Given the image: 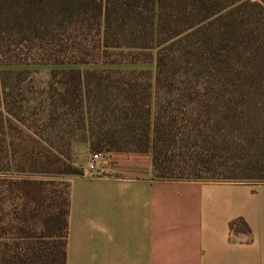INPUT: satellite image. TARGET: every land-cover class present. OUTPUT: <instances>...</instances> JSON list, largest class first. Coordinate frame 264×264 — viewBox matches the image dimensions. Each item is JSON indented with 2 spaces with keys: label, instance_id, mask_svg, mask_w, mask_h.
<instances>
[{
  "label": "trees",
  "instance_id": "1",
  "mask_svg": "<svg viewBox=\"0 0 264 264\" xmlns=\"http://www.w3.org/2000/svg\"><path fill=\"white\" fill-rule=\"evenodd\" d=\"M82 142L264 180V0H0V264H66Z\"/></svg>",
  "mask_w": 264,
  "mask_h": 264
},
{
  "label": "crops",
  "instance_id": "2",
  "mask_svg": "<svg viewBox=\"0 0 264 264\" xmlns=\"http://www.w3.org/2000/svg\"><path fill=\"white\" fill-rule=\"evenodd\" d=\"M70 179L66 264H264V182L155 176L151 155L106 154ZM243 219L250 231L231 230Z\"/></svg>",
  "mask_w": 264,
  "mask_h": 264
},
{
  "label": "rangeland",
  "instance_id": "3",
  "mask_svg": "<svg viewBox=\"0 0 264 264\" xmlns=\"http://www.w3.org/2000/svg\"><path fill=\"white\" fill-rule=\"evenodd\" d=\"M58 66H53V65H46V66H41V65H33V66H24V68H29L32 70H37L36 76L39 78H43L46 79L49 75V72L54 69L57 68ZM94 67V66H91ZM106 67H114V68H126V67H138V68H150V69H154L155 66L154 64H138V65H106ZM86 68V67H83ZM102 162V160H101ZM264 168V167H263ZM263 176H264V171H263ZM208 175L204 174V178H199V180H205V181H220L222 179L220 178H207ZM48 178H52L54 179L55 177H48ZM67 183H68V179H64ZM237 179L231 180V181H236ZM241 180V179H239ZM241 181H246V180H241ZM261 182H264V180L262 179Z\"/></svg>",
  "mask_w": 264,
  "mask_h": 264
},
{
  "label": "built area",
  "instance_id": "4",
  "mask_svg": "<svg viewBox=\"0 0 264 264\" xmlns=\"http://www.w3.org/2000/svg\"><path fill=\"white\" fill-rule=\"evenodd\" d=\"M101 160H104V155L92 154V157L88 160L87 169L92 173L97 172L98 162H101Z\"/></svg>",
  "mask_w": 264,
  "mask_h": 264
}]
</instances>
